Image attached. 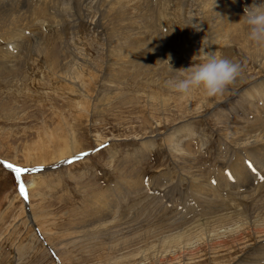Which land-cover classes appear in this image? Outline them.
Returning <instances> with one entry per match:
<instances>
[{
  "label": "rangeland",
  "instance_id": "374dc122",
  "mask_svg": "<svg viewBox=\"0 0 264 264\" xmlns=\"http://www.w3.org/2000/svg\"><path fill=\"white\" fill-rule=\"evenodd\" d=\"M241 2L0 0L1 18L21 10L5 22L17 31L0 34V161L25 170L18 179L0 163V264H245L263 253L264 141L234 147L250 128L264 139V64L242 49L243 2L261 0ZM207 52L241 65L222 95L166 86ZM228 165L239 184L220 174ZM169 235L195 243L163 253Z\"/></svg>",
  "mask_w": 264,
  "mask_h": 264
},
{
  "label": "clouds",
  "instance_id": "9594fccd",
  "mask_svg": "<svg viewBox=\"0 0 264 264\" xmlns=\"http://www.w3.org/2000/svg\"><path fill=\"white\" fill-rule=\"evenodd\" d=\"M246 39L253 47L264 50V0L245 8ZM172 69V68H171ZM241 65L207 52L204 59L166 81V86L181 97L199 92L207 100L220 96L241 73Z\"/></svg>",
  "mask_w": 264,
  "mask_h": 264
},
{
  "label": "bare ground",
  "instance_id": "6f19581e",
  "mask_svg": "<svg viewBox=\"0 0 264 264\" xmlns=\"http://www.w3.org/2000/svg\"><path fill=\"white\" fill-rule=\"evenodd\" d=\"M123 1V0H122ZM129 1V0H128ZM153 1H155V0H153ZM244 0H242V2H243ZM10 2V1H9ZM15 2V1H14ZM241 2V3H242ZM7 3V2H6ZM246 3L247 2H243V7H245V8H247L246 7ZM9 4V3H8ZM22 3L20 2H18V5H17V0H16V5H17V7H23L24 5H21ZM2 6V5H1ZM0 6V7H1ZM7 6V5H6ZM237 6V8H239V6L240 5H236ZM240 9V8H239ZM5 11V10H4ZM240 11H241V9H240ZM21 13V10L20 11H18V13L16 12V11H14V12H3L2 14H3V18H1V15H0V34H6V35H8L10 32H12V30H14L15 32L17 31L16 30V27H18L17 25H15L14 27H10V24L11 23H8V24H6L5 22H9V21H14V20H16L17 18H19V14ZM238 19V18H237ZM243 19H244V17H243ZM242 21V20H241ZM220 26H221V23L220 22H218V26L216 27V28H211L212 29V31H216V30H218L217 32H220L221 31V28H220ZM19 29V28H18ZM244 39H245V36L243 37ZM11 43H13V44H15V42H13V41H11ZM10 43V44H11ZM17 43V42H16ZM203 45V44H202ZM201 45V43L200 42H195V43H193V51L194 52H201L204 48H203V46ZM205 47V46H204ZM9 49H11V47H8ZM249 49V51H251L252 52V54H253V56L256 58V59H254V60H257V58L258 59H261V61H262V63L264 64V50H259V49H257V48H255V47H253L252 45H250L249 44V42L246 40L245 41V43L242 45V49ZM14 49H16L15 47H14ZM195 49V50H194ZM41 51V50H40ZM9 53H12V52H9ZM248 53V52H247ZM248 54H251V53H248ZM9 59H8V61H10L11 59H13L12 58V56H9V54H8V56H7ZM260 61V62H261ZM10 62H13V61H10ZM256 62V61H255ZM263 69V68H262ZM56 71H58V70H56ZM55 73H58V72H55ZM59 75V74H58ZM2 78V77H1ZM6 78V77H5ZM8 80V79H7ZM13 81V80H12ZM252 129H255V130H253V131H251ZM250 130V131H249ZM249 130H247L246 131V133H244V134H241L237 139H236V141L234 142V147H236V149H238V150H241V149H250V148H252V147H254V146H256V145H258L259 143H261L262 141H264V139H263V136L261 135V133H259V132H257V130H256V128H250ZM244 132V131H243ZM177 142V141H176ZM178 147H180L179 145H177ZM178 147H176V148H178ZM174 149V148H173ZM178 149H180V148H178ZM256 172L259 174V172L256 170ZM191 177V176H190ZM225 179L228 181V182H230L227 178H226V176H225ZM233 179H234V177H233ZM131 189H134L135 190V187L133 186V185H130L129 186ZM129 188V189H130ZM26 192H27V190H25ZM130 191V190H129ZM254 194H255V192H253V194L251 195L252 197L254 196ZM24 196V195H23ZM26 196H27V194H26ZM28 200V199H27ZM108 212H109V209H106ZM134 211V210H133ZM215 212V211H214ZM214 212H212L211 214L213 215V213ZM259 212V214L260 215H262V218L264 217V208H261V210L260 211H258ZM100 214L101 212H94V213H89L88 215L89 216H91L92 218H94V216L96 215V214ZM82 216H84V214H82V213H80V217H82ZM33 218V217H32ZM114 219H115V217L114 218H112V221H111V224L114 222ZM106 222V217L105 218H103V219H98L97 221H94V220H89V223L91 224V225H93L94 224V226L95 225H102V224H104ZM95 223H98V224H95ZM209 231V230H208ZM109 232V234L110 235H112L113 237L115 236L114 234V232L113 231H108ZM208 233H217L216 234V237L217 238H220V236L222 235L221 233H223V231H220V229L219 230H217V231H215V230H212V231H210V232H208ZM169 238H171V240H173V243L171 244V245H163V246H161V251L163 252V253H166L168 250H171V248H174V247H176V246H181V244H184V246L186 247V248H188V247H190L192 244H194L195 242H193L194 240L192 239V238H190V237H187V236H185V239H184V237L183 236H175V237H173V235H169L168 236ZM206 237V236H205ZM263 237H264V235H263ZM96 238V237H95ZM183 239V240H182ZM208 239L209 240H212V239H215L211 234H208ZM264 240V239H263ZM260 241V243L261 242H263V244L262 245H260L258 248L263 252L262 254H264V241ZM167 250V251H166ZM258 252L257 251H255L254 253H251V254H248V255H245L244 256V258L246 259V263L245 264H264V256L262 257L261 255L262 254H257ZM247 261H248V263H247ZM244 263V262H243Z\"/></svg>",
  "mask_w": 264,
  "mask_h": 264
},
{
  "label": "snow or ice",
  "instance_id": "6c2138e0",
  "mask_svg": "<svg viewBox=\"0 0 264 264\" xmlns=\"http://www.w3.org/2000/svg\"><path fill=\"white\" fill-rule=\"evenodd\" d=\"M6 166L9 167V168H12V167H13L11 164H8V165H6ZM14 170H15V172L17 173V178H18V179H19V174L22 173L23 171H25V170L20 169V168H16V169H14ZM20 192H21V195H24L25 198H26V195H25V188L23 187V185H21V187H20Z\"/></svg>",
  "mask_w": 264,
  "mask_h": 264
}]
</instances>
